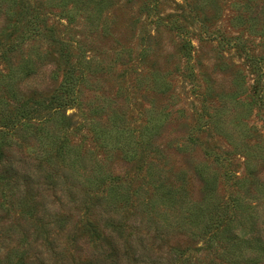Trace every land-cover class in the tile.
<instances>
[{
  "label": "rangeland",
  "instance_id": "374dc122",
  "mask_svg": "<svg viewBox=\"0 0 264 264\" xmlns=\"http://www.w3.org/2000/svg\"><path fill=\"white\" fill-rule=\"evenodd\" d=\"M193 2L208 6L200 14L206 28L191 17ZM258 92L264 95V0H0V130L18 118L1 144L39 175L30 192L18 193L0 165V264H19L52 243L66 264H100L101 246L81 226L86 213L98 221L103 243L124 238L108 229L110 217L126 222L133 243L145 235L155 256L147 264H208L212 222L208 212L199 219L206 209L199 170L216 178L219 213L227 204L230 214L264 208V193L247 181L249 172L264 181ZM55 94L68 96L69 118L43 123L56 104H34ZM32 97L29 107L40 113L18 123L23 100ZM113 117L136 130L132 146ZM148 121L159 127L150 156L153 147L163 156L153 162L162 171L148 170L150 180L172 193L154 209L144 199L159 203V191L138 172ZM62 142L67 151L59 159L55 144ZM115 176L118 192L99 182ZM121 193L131 202H116Z\"/></svg>",
  "mask_w": 264,
  "mask_h": 264
},
{
  "label": "trees",
  "instance_id": "16d2710c",
  "mask_svg": "<svg viewBox=\"0 0 264 264\" xmlns=\"http://www.w3.org/2000/svg\"><path fill=\"white\" fill-rule=\"evenodd\" d=\"M206 4V3H205ZM191 6H189V12L191 13V17L194 20H197L199 22V25L201 28L205 27V17L203 20L200 19V14L203 15L202 9H206L208 6L203 7L202 9L195 4V2L190 3ZM187 18V17H185ZM256 19V17H255ZM176 26H173V29H180L182 25L175 24ZM180 27V28H178ZM183 29V28H181ZM186 29V27H185ZM237 47L239 44V41L236 43ZM191 46V45H190ZM184 47L186 45L184 44ZM188 47V45H187ZM186 47V48H187ZM246 55H250L248 51H246ZM251 60H253L252 57H250ZM164 78V77H163ZM164 82V86L168 85L167 81L165 79H162ZM68 93L69 90H66ZM255 91V90H254ZM64 96V95H63ZM67 97H58V94H55L51 96L50 98L46 99L45 101H39L35 102V106L37 105L38 109L41 110H47L49 106L56 104V106L52 109V112L48 116H45L43 119V123L48 122L52 118L58 119V117H67L69 118L65 113L66 105H67ZM259 100L258 102H261L264 105V95L258 92ZM26 99V98H25ZM23 100V103L19 110V122L24 123H30V120L34 118L33 115H36L39 112L38 109L35 107H29V105L34 102L32 98H29L28 100ZM18 118L15 116L13 119H10L3 127V129L0 130V165H3L4 170L6 174H11V179L13 184L15 185V188L18 190V193H22L24 190H28L30 192V188L35 184L36 180L39 178L38 174H34L33 171L29 169L30 164L22 161L21 159H16L14 157H11L7 153L6 147H3L1 142L2 138H4L8 132L9 128L10 130H14L18 127H16V122ZM64 120V119H61ZM117 120L124 122L125 118L122 116L117 115ZM116 118H112V122L114 123V126L117 129H121L118 132V135L124 137L126 139V144L128 146H132V143L134 142L135 133L136 130L133 128H130L129 130H126L122 125L118 126L115 124ZM147 122L142 129L140 130V141L141 145L143 146V149L145 152H147V156L144 158V166L148 163L147 167H144L143 165L138 168V172L142 174L143 179L149 182L150 184L155 185V189L159 191V203L156 202H148L147 197L144 199V204L146 207H150L151 209H154L155 205L157 204H163L164 201H169L172 198V193L169 192H162L163 185L155 183L150 180V175L148 173L149 169H157L159 171H162L160 167H156V164H153V162L158 163L159 159H163V156L161 153L157 152L156 149L153 147L154 150V156H150V149L151 144L150 140L152 137H154V133H158V125ZM139 132V131H138ZM133 139V140H132ZM140 141H137L140 143ZM57 147L56 152L59 153V159L64 158V154L67 151V146H65V143H56ZM71 152L70 150H68ZM159 154V156H157ZM156 158V159H155ZM72 162H75V158L71 160ZM22 163V164H21ZM152 167V168H151ZM208 170L206 167H203L199 170L198 176L203 184V191L205 193L203 202L206 204L204 211L202 212L204 215L199 217V219L202 218V221L204 220L206 213L208 217L206 218L207 223H211L212 229H207L206 236H205V246L206 251L208 252V255H211V259L208 264H260L261 257H264V208H260L257 204L254 206H248L246 207V210H242L239 214H235L234 210H232V214L229 213V204H227L222 213H219L220 209V202L216 201V178L209 176ZM119 176H115L111 179H101L99 182L104 184V186L108 185L110 187L108 191L118 192V188L122 186ZM121 179V178H120ZM89 181V179H88ZM248 183L250 184V187L253 186L254 189L258 187L261 189L262 193H264V181L257 178L256 176H253L252 172H249ZM87 184V183H85ZM102 191V190H99ZM103 192V191H102ZM137 192V191H135ZM132 194H135L134 191L131 192ZM122 196V198L116 200L120 201L124 204H128L131 202V199L129 196L131 194H116L114 197ZM264 198V197H262ZM213 204V207L211 206ZM231 204L237 207L239 209L240 200L235 199L231 201ZM134 206L135 204L132 203ZM231 206V205H230ZM115 207V205L113 206ZM261 209V210H260ZM107 214L109 215L108 211ZM215 217V218H214ZM58 215L55 217V219H58ZM159 218V217H158ZM214 218V219H213ZM45 218H41L40 221L44 220ZM54 219V220H55ZM213 219V220H212ZM83 221L81 223V226L84 227L86 230L91 231V235L95 237L94 242H99L101 248V255L104 257V260L101 261L100 264H147V262L144 261L145 258L150 257L149 259L154 258L155 256H151L154 250L153 243H148L146 240L145 235H140L136 242H132L135 237H131V233H125V230L129 228V226L126 224V222H116L117 219L115 217H110V221L112 222L110 225H108V229L110 231L117 232L120 235H123L124 238L121 237H112L111 235L107 236L110 239V243L104 242L101 239L99 229L98 228V221L94 220L92 221L89 217V215H86L83 217ZM201 221V222H202ZM116 222V223H115ZM106 243V246L104 245ZM139 243V247H137V244ZM49 250L44 252L43 250L46 249H35L32 256H29L26 258V256H21L19 259V264H66V262H63L62 254H58L56 250V246L53 245L50 247ZM47 248V247H46ZM48 249V248H47ZM172 251V249L170 250ZM169 251V252H170ZM205 251V252H206ZM25 254H27L25 252ZM30 255V254H27ZM184 255V254H181ZM164 264H179L176 260H170V262H165V259L163 260ZM158 264H161L160 260H158ZM10 262H8L9 264ZM154 264H157L154 262ZM194 264H199L198 262H195Z\"/></svg>",
  "mask_w": 264,
  "mask_h": 264
}]
</instances>
